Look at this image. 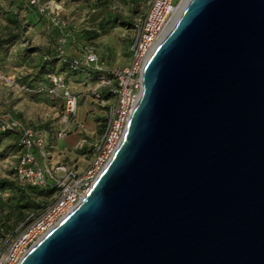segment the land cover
<instances>
[{"label": "water", "instance_id": "95a60500", "mask_svg": "<svg viewBox=\"0 0 264 264\" xmlns=\"http://www.w3.org/2000/svg\"><path fill=\"white\" fill-rule=\"evenodd\" d=\"M20 264H264V0H190L126 134Z\"/></svg>", "mask_w": 264, "mask_h": 264}, {"label": "rangeland", "instance_id": "374dc122", "mask_svg": "<svg viewBox=\"0 0 264 264\" xmlns=\"http://www.w3.org/2000/svg\"><path fill=\"white\" fill-rule=\"evenodd\" d=\"M148 8L147 0H0V45L7 36L19 38L0 55V117L11 116L48 133V155L40 157L42 163L85 171L95 156V143L105 132L107 117L101 97L107 90L86 72L67 75V88L60 92L77 96L74 117L66 115L65 100L53 99L47 92H28L25 88L36 80L48 84L47 76L39 73L42 57L55 51L63 34L69 33L63 47L67 56L83 58L87 52H94L105 70L124 67L131 59L134 24L145 17ZM10 14L17 23L8 21ZM119 14L126 18L122 24L117 23ZM25 49L27 55H22ZM67 137L83 143L63 155L60 150ZM15 142L12 136L0 139V180L14 183V187L0 184V242L4 241L2 233H15L33 212L42 211V204L48 206L56 196L48 188H37L33 197L40 207L23 216L18 207Z\"/></svg>", "mask_w": 264, "mask_h": 264}, {"label": "built area", "instance_id": "2783aa9c", "mask_svg": "<svg viewBox=\"0 0 264 264\" xmlns=\"http://www.w3.org/2000/svg\"><path fill=\"white\" fill-rule=\"evenodd\" d=\"M147 2L149 8L145 17L134 27L135 36L128 65L105 70L94 52H87L83 58H74L71 62L74 70L85 68L99 72L100 87H105L113 94V102L110 103L111 98H104L100 92L102 102L107 106L105 132L95 143V156L85 171L79 172L66 165L53 167L42 163L40 157L48 155V133L11 116L6 119L0 117V132L15 131L19 136L21 150L15 168L17 178L39 188L54 186L57 189L54 200L43 212L30 219L14 234H7L4 241L0 242V264H20L29 250L70 214L89 193L122 143L130 118L142 95L144 68L152 53L174 26L181 0ZM60 42L65 44L66 39L63 38ZM60 53L63 54L64 51L61 50ZM2 77L0 71V78ZM48 78L49 84L25 89L34 93L47 92L53 99L65 100L66 115L74 117L77 96L60 94L67 88L66 77L51 72Z\"/></svg>", "mask_w": 264, "mask_h": 264}, {"label": "trees", "instance_id": "16d2710c", "mask_svg": "<svg viewBox=\"0 0 264 264\" xmlns=\"http://www.w3.org/2000/svg\"><path fill=\"white\" fill-rule=\"evenodd\" d=\"M12 14H10V16H7L8 21H10L11 23H17L15 21L14 18H12ZM126 21V18L122 15L119 14V16L117 17V23H124ZM135 26V24H134ZM65 38L66 42L69 40L70 38V34L69 33H64L63 37L61 39ZM18 35H11V36H7L6 38H4L2 40V44L0 45V55L4 54V52H8V48L13 46L14 43L18 40ZM60 39V40H61ZM59 40V44L57 46V48L55 49V51H53L50 55H45L42 57L41 61H40V74L42 76L46 75L47 79H48V84H49V78H48V74L51 72H57L59 74H63L66 77V80L68 81V76L69 74L71 75H80V73H90V76L94 77V78H98V75L100 74L97 71L91 70L88 71L85 68H80L78 70H74L72 67V60L74 59V57H69L65 54V52L63 54L60 53L61 50L64 51V46H66V42L65 44H62ZM27 50L25 49L22 55H27ZM41 77V76H40ZM39 80H36V82L34 84L29 85V87L31 88H38L42 85H44L43 83H39ZM39 83V84H38ZM102 95L104 98L109 99L112 97V93L108 92V91H104L102 92ZM3 136H12L15 138V148L17 150V154H19L20 150H21V146L19 145V136L15 131H6V132H0V139H2ZM18 162V161H17ZM15 173H16V169H15ZM0 184L3 185H10L14 187V183L13 182H9L8 180H0ZM19 203H18V207L21 209L23 216H25L26 211L29 210H37V208H39L40 206L38 204H36L34 201V197H33V191H36L37 188L36 186H33L31 184L28 183H24L22 181L19 180ZM49 192H57V189L54 186H49L47 187ZM52 203V202H51ZM48 206L45 205V203L42 204V211L40 212H33V215L28 217V219L26 220L25 223H27L30 219H32L33 217L39 215L41 212H43ZM2 230V229H1ZM3 231V230H2ZM7 234H12L9 232H4L2 233L3 237L5 238ZM14 234V233H13Z\"/></svg>", "mask_w": 264, "mask_h": 264}, {"label": "crops", "instance_id": "0c3cea01", "mask_svg": "<svg viewBox=\"0 0 264 264\" xmlns=\"http://www.w3.org/2000/svg\"><path fill=\"white\" fill-rule=\"evenodd\" d=\"M70 137V136H69ZM67 137L65 138V140H63L62 146H61V153L63 155H68L70 153V150H72L73 148H77L79 147V145L83 143L82 140H79L77 138H74L72 141L71 139Z\"/></svg>", "mask_w": 264, "mask_h": 264}, {"label": "bare ground", "instance_id": "6f19581e", "mask_svg": "<svg viewBox=\"0 0 264 264\" xmlns=\"http://www.w3.org/2000/svg\"><path fill=\"white\" fill-rule=\"evenodd\" d=\"M189 1L190 0H181L180 5H179V9H178V13H177V16H176V19H175V22L177 21V19L179 18V16L183 12V10L185 9V7L187 6Z\"/></svg>", "mask_w": 264, "mask_h": 264}]
</instances>
